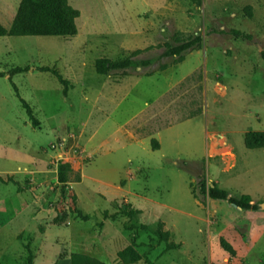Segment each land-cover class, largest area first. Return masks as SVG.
Instances as JSON below:
<instances>
[{
	"label": "rangeland",
	"instance_id": "rangeland-1",
	"mask_svg": "<svg viewBox=\"0 0 264 264\" xmlns=\"http://www.w3.org/2000/svg\"><path fill=\"white\" fill-rule=\"evenodd\" d=\"M4 1L9 2V10L14 0ZM233 1L236 16L229 19L253 38L249 43V61L241 63L234 79L214 72L206 100L203 73L200 79L188 82L183 93L182 103L191 109L205 110L215 133L227 135L232 146L231 152L224 151L222 156L210 161L215 169H221L220 177L215 173L210 176L205 162L199 177L194 171L188 173L194 180L190 183L192 194L202 204L204 221L196 224V228L202 230L198 237L193 236L186 219L174 211L157 208L153 214L146 213V224L155 227L151 229L143 223L140 214L132 219L117 215L123 210L145 206L140 200L125 195L129 203L113 190L87 183L77 186L74 179L61 185L57 180L59 162H67L77 169L81 162L88 160L74 137L79 121L83 122L84 111L83 106L81 110L75 109L74 92L64 100L56 78L42 69L57 70L67 78L69 71L77 66L76 56L72 55L75 50L74 53L85 56L88 71L95 57L89 53L95 41L109 37V27H114V21L119 18L123 0H68L80 12V35L70 40L35 36L0 38V72L17 67L29 69L27 73L13 75L11 81L8 76L0 78V264H70L66 258L72 251L69 241L84 247L88 243L93 248L90 253L103 257L89 256L106 264H264V209L261 208L264 204V149L247 150L241 138L245 131H264V60L261 56L264 52V0ZM19 2L17 0V5ZM4 16L8 17L9 13ZM0 23L9 27V22L3 19ZM213 23H209L208 30ZM89 24H94L91 31L87 29ZM227 32L230 35V31ZM167 37V42L174 41L172 36ZM164 43L161 41L131 58L130 66L113 71L110 79L117 82L126 76L162 70L173 61L162 56ZM21 100L30 107L35 126L28 119ZM80 103L87 107V93ZM126 140L123 136L95 154H102ZM46 153H54L55 157L45 160ZM34 168L45 172L18 173ZM177 169L170 166L165 171H151L146 174L148 184L142 186L140 177L137 184L131 182L127 187L134 194L157 198L170 207L196 213L186 175ZM87 172L93 176L101 174L93 165ZM113 178L127 180L124 167L113 174ZM201 183L215 185L229 197L248 195L251 204L258 209L241 211L225 201L209 200L201 194ZM77 211L89 216V223L75 222L80 220ZM113 214L116 215L114 220L105 218ZM157 218L172 226L176 238L193 246L200 240L199 252L183 248V251L167 254L166 245L176 242L157 224ZM220 239L232 247L233 256L221 248ZM178 245L180 249L182 243ZM134 255H138L139 260L129 263Z\"/></svg>",
	"mask_w": 264,
	"mask_h": 264
},
{
	"label": "crops",
	"instance_id": "crops-1",
	"mask_svg": "<svg viewBox=\"0 0 264 264\" xmlns=\"http://www.w3.org/2000/svg\"><path fill=\"white\" fill-rule=\"evenodd\" d=\"M123 3L122 9L118 13L119 18L114 21V27L111 25L109 27V37L95 41V47L89 53L90 56H93V53L95 57L88 71L85 69V56L74 53V50L72 55L76 56L77 66L69 71L67 78L59 73L68 81V89L71 86L69 91L67 89L66 95H63V99H69L74 92L75 109L81 110L83 106L84 111L83 122L79 121L74 137L76 145L86 154L88 160L81 162L77 169L71 167L73 172L79 175V181L75 184L82 186L87 183L97 188L113 190L122 194L123 197L128 195L140 200L145 206L141 205L137 208L133 207V209L138 211L143 223L149 228L151 227L144 220L146 213L153 214L157 208L174 211L186 219V224L191 228L193 236L198 237L202 230L196 228V224H201L204 221L202 204L192 194L190 183H193L194 180L188 173L194 171L199 177L202 174V164L205 162L207 173L210 176L215 173L217 178L220 177L221 169H215L210 161L222 156L224 151L231 152L232 146L228 143V136H218L215 133L205 110L198 116L141 139L134 136L135 134L128 129V125L152 103L198 70L203 73L206 86L204 100H206L208 87L214 79L213 73L219 72L222 77L234 79L241 69V63L249 61V43L253 42V38L249 33H244L236 28L237 23H234L233 19H229L236 16L233 0H202L201 7H195L189 2L186 4L182 0H123ZM8 4L9 2L0 0V19L9 22L10 27L19 3L17 5V0H14L9 10ZM6 12L9 13L8 17L4 16ZM78 21L79 18L76 20L77 35L72 38L80 35ZM211 21L214 23L211 30H208ZM9 27L4 28L8 29ZM93 28L94 24H89L87 29L91 31ZM228 30L231 36L228 35V32L226 34ZM231 31L248 35L250 40L236 38L231 34ZM197 32L201 33V47L183 53V59L180 62H176V58L173 57V61L169 65L157 72L126 76L113 82L110 79L113 71L106 75H98L95 71V61L98 59L121 61L124 55L154 47L161 41L167 42L169 40L167 36L178 34L181 39H185L197 35ZM65 39L70 40L71 38ZM86 75H88L87 81ZM213 86V92H215L216 82ZM86 93L88 94V105L84 108L85 104L80 102L85 98ZM245 132L241 134L242 139ZM123 136L127 139L126 141L102 154H95L97 150L111 142L119 141ZM151 139L158 142L159 148L155 151L151 149ZM54 157V153H46L43 158L48 160ZM92 165L101 170L100 175L93 176L87 172V169ZM170 166H175L178 171L186 175L185 179H187L188 190L197 209L196 213L170 207L157 198L134 194L127 187L131 182L137 184L140 177L143 180L142 186H144V184H148L147 173L165 171ZM123 167L128 175L127 180L114 179L113 174ZM35 168L18 173L45 172ZM192 168L193 170H191ZM212 180L214 181L215 177ZM125 202H129L127 197H125ZM157 221V224L162 225L164 232L170 233L176 242L177 248L166 250L167 254L170 251H183V248L199 252L200 240H196L193 246L176 238L172 226L167 225L160 218H157ZM75 222L89 223V221L82 220ZM178 241L182 243L180 249ZM69 242L71 253L103 257L90 253L93 248L88 243L84 247L78 242L76 244H72V241ZM66 258L69 260V256Z\"/></svg>",
	"mask_w": 264,
	"mask_h": 264
},
{
	"label": "trees",
	"instance_id": "trees-1",
	"mask_svg": "<svg viewBox=\"0 0 264 264\" xmlns=\"http://www.w3.org/2000/svg\"><path fill=\"white\" fill-rule=\"evenodd\" d=\"M186 1L195 7H201L202 5V0ZM247 15L249 16V14ZM79 17L80 12L73 8L68 3V0H20L10 27L6 29L0 24V37L35 36L72 38L77 35L76 20ZM231 32V34L236 38L250 40V36L248 35H244L238 31ZM172 37L174 38V41L163 44L162 56L170 58L175 57L176 62L182 61L183 53L199 49L202 45V37L199 34L189 36L185 39H181L178 34H174ZM146 50L134 51L121 61L98 59L95 61V71L98 75H106L110 71L124 70L130 66L131 58L146 52ZM261 56L264 60V52L261 53ZM28 70L29 69L27 67L14 68L7 73H0V78L8 76V80L11 81V77L13 75L27 72ZM42 72H49L56 78L59 85L62 86V93L65 96L69 85L68 81L64 79L57 70L44 68L42 69ZM200 77H202V71L198 70L184 82L152 103L141 115L132 121L128 127L136 135V138L141 139L150 137L163 129L201 114L200 107L191 109L189 106L182 103L185 85L191 80H195L196 78L200 79ZM12 86L16 91L15 86L13 84ZM198 90L200 91V87H198ZM21 103L26 111L28 119L32 122V125L35 126L36 121L30 107L23 100H21ZM150 143L152 150L155 151L159 148L156 140L151 139ZM243 144L247 150L264 149V131L245 132L243 135ZM75 176L76 175L71 169L69 163H58L57 180L59 184L65 185L68 182H71V179H74V182H78L79 177ZM200 191L201 194L206 196L209 200L225 201L229 205L241 211H256L258 209L257 206L251 204L252 199L248 195L229 197V194L226 191L217 188L215 185L206 186L205 183H201ZM76 215L84 222L90 220L89 216L82 215L80 211H77ZM117 215H123L127 219H132L138 215V211L130 208L117 213ZM115 217L116 215L113 214L105 218L114 220ZM132 238L135 239V235ZM219 242L221 248L227 254L230 256L235 254V251L225 240L220 239ZM175 248H177V246L173 243L166 245V250H173ZM138 260L139 256L134 255L132 261L128 262L135 263ZM69 261L70 264H106L96 258L78 253H71L69 255Z\"/></svg>",
	"mask_w": 264,
	"mask_h": 264
},
{
	"label": "water",
	"instance_id": "water-1",
	"mask_svg": "<svg viewBox=\"0 0 264 264\" xmlns=\"http://www.w3.org/2000/svg\"><path fill=\"white\" fill-rule=\"evenodd\" d=\"M261 208L264 209V204L261 205Z\"/></svg>",
	"mask_w": 264,
	"mask_h": 264
}]
</instances>
